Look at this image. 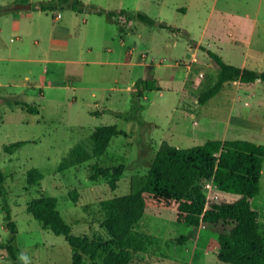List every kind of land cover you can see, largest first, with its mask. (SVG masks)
Returning a JSON list of instances; mask_svg holds the SVG:
<instances>
[{"label":"rangeland","instance_id":"1","mask_svg":"<svg viewBox=\"0 0 264 264\" xmlns=\"http://www.w3.org/2000/svg\"><path fill=\"white\" fill-rule=\"evenodd\" d=\"M16 1L0 0V169L6 187L0 242L12 235L9 209L15 244L31 264H73L74 252L64 235L44 228L28 211L30 200L56 197L73 234L107 239L102 200L129 193L133 175L149 171L160 147L186 148L213 138L264 144V82H227L201 104L199 94L216 81L218 66L196 46L198 41L232 64L264 69V0H83L130 12L115 18L68 4L38 8L48 0H19L33 7L10 9ZM139 11L174 29L141 21L133 16ZM147 83L154 89L138 95ZM129 113L133 117L126 118ZM108 124L127 135L113 136L104 154L76 162L73 149L92 153V133ZM21 140L11 152L5 148ZM93 163L126 165L115 189L103 176L90 178ZM32 168L43 173L40 184L29 183ZM205 191L210 203L239 196L211 180ZM251 205L264 229V167ZM183 229L174 209L148 206L129 234L128 264H230L209 236L176 242ZM91 263L85 255L84 264ZM0 264H15L7 249H0Z\"/></svg>","mask_w":264,"mask_h":264},{"label":"trees","instance_id":"2","mask_svg":"<svg viewBox=\"0 0 264 264\" xmlns=\"http://www.w3.org/2000/svg\"><path fill=\"white\" fill-rule=\"evenodd\" d=\"M66 4L79 12L93 11L114 18L128 16L130 13L126 9L111 10L83 0L42 1L38 8L48 10ZM133 16L150 25L174 29L171 24L160 22L142 11ZM199 47L218 66L216 81L199 94L201 104L219 93L227 82H264V69L232 64L217 51L203 44ZM152 89L154 87L147 83L138 95L144 90ZM23 104L29 111H39L27 102ZM125 116L133 117L130 113ZM118 134L127 135V131L118 128L116 124L98 126L91 135L94 141L92 153L77 146L72 151L74 159L76 162H83L92 155L104 154L112 137ZM24 143L23 140L12 142L5 148L11 152ZM263 167L264 144L253 140L213 138L186 148L168 143L157 150L145 175H133L129 193L102 200L101 206L105 213L102 225L109 234L107 239H91L88 235L73 234L72 227L58 209L56 197L42 194L29 201L28 211L40 220L44 228L67 238L74 252L73 264H84L85 255L90 256L91 264H97L95 260L101 254V264H128L132 259L126 248L129 234L134 225L142 220L150 205L176 211L178 220L184 224L182 233L175 238L179 244L186 243L200 233L219 243L218 256L225 262L264 264V229L259 211L251 205V198L261 191ZM91 168V179L103 176L115 189L126 165L122 163L105 167L93 163ZM42 178L43 173L39 169L32 168L28 171L27 179L31 185L40 184ZM208 180L222 191L238 194V198L210 203L205 191V182ZM0 196L6 197L5 175L1 169ZM7 215L12 235L6 242H0V249H7L15 264H21L18 254L22 251L15 244L16 223L11 220L9 209Z\"/></svg>","mask_w":264,"mask_h":264},{"label":"water","instance_id":"3","mask_svg":"<svg viewBox=\"0 0 264 264\" xmlns=\"http://www.w3.org/2000/svg\"><path fill=\"white\" fill-rule=\"evenodd\" d=\"M33 7L32 2H17L10 6V9H31Z\"/></svg>","mask_w":264,"mask_h":264},{"label":"clouds","instance_id":"4","mask_svg":"<svg viewBox=\"0 0 264 264\" xmlns=\"http://www.w3.org/2000/svg\"><path fill=\"white\" fill-rule=\"evenodd\" d=\"M18 260L21 261V264H31L30 257L24 252L18 254Z\"/></svg>","mask_w":264,"mask_h":264},{"label":"crops","instance_id":"5","mask_svg":"<svg viewBox=\"0 0 264 264\" xmlns=\"http://www.w3.org/2000/svg\"><path fill=\"white\" fill-rule=\"evenodd\" d=\"M19 2H22V1H19ZM17 3V2H16ZM17 10H22V9H17ZM9 12V11H8ZM196 46L199 48V45H200V42L196 41ZM184 91H185V87H184Z\"/></svg>","mask_w":264,"mask_h":264},{"label":"built area","instance_id":"6","mask_svg":"<svg viewBox=\"0 0 264 264\" xmlns=\"http://www.w3.org/2000/svg\"><path fill=\"white\" fill-rule=\"evenodd\" d=\"M58 17H61V14L60 13L58 14Z\"/></svg>","mask_w":264,"mask_h":264}]
</instances>
